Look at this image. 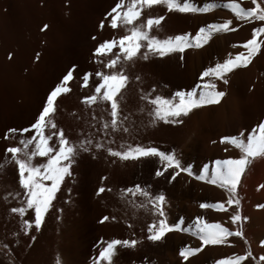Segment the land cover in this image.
Here are the masks:
<instances>
[{"label":"rangeland","instance_id":"obj_1","mask_svg":"<svg viewBox=\"0 0 264 264\" xmlns=\"http://www.w3.org/2000/svg\"><path fill=\"white\" fill-rule=\"evenodd\" d=\"M91 1L93 2V0H88L87 3H89V4H87V3L84 4L85 5L84 11L81 13V17H82V20L84 19L83 21L85 23L88 22L87 24H89V25H87V26H90V28L93 29L91 21L94 20L95 14L93 12V9L87 10V9H90V7L92 6ZM113 1L114 0H112V2H111V0H109V2L112 3V5H111L112 7L104 8L105 11H103V12L101 11V13L97 15V16H100L99 20L103 21V27L101 28L102 33H103L105 27H107V29H106L107 31H105L104 34L101 33L103 38L97 43V46L100 44V42L102 43L103 41H105L106 38H107V40H113V39L118 40L119 37L122 36V34H124V35L127 34L125 31V27H123L124 29H122V27L118 26L117 27L118 30H116L117 28L114 30L110 26V23H109L110 18H111L110 15L112 14L111 9L118 2V1H115L113 3ZM240 1L237 0V2H239L242 7H251L250 0H246V2H245V0H240ZM194 2H196L198 5H202L205 2H209V0H194ZM216 2L217 3H223V2H226V0H216ZM86 5H88V6H86ZM159 6H162V5L153 6L154 9L150 8V9L142 10L141 16L138 18L137 21H134L133 23L139 24L140 22L145 20L148 16H151V17L164 16L165 15L164 11H162L161 8H159ZM157 7L159 9L156 10L155 8H157ZM107 9H108V12H107ZM85 12L92 13V16L90 17L91 14L87 15V13H85ZM162 12H163V14H162ZM147 13H148V15H147ZM169 13H171V16H176L178 14L184 15V14L178 13V12H174V13L169 12ZM186 14H185V16L189 17L192 15L191 17L193 19L195 18L194 21L193 20L191 21L192 24L190 22V23L184 24L182 26H176V25H174L175 23H170L172 21L165 18V16H166L165 15L164 16L165 19L162 20L158 26H154L150 30L149 34L152 36H155L157 39H166L168 37H174V35L175 36L176 35H182L184 33H188L190 36H195L196 32L199 30L200 27H203V26L210 24V23H222L224 20H226L227 17H228L227 19L232 21V24H231L232 26L230 25V27H235L237 31L235 30L232 32H225V33H213L210 36V38L208 39L207 43L202 44V46L199 48H186L183 53L173 52L170 54H166L163 57H160L157 54L148 52V49L144 46L146 44V42H141L142 46L137 51L135 57H133L132 60H130V61H122L125 73L128 76V82H127L126 86L123 89H121L120 92L117 94V99H118L119 106H120V119L124 121V126L128 127V129H129V131L127 133H124L123 131H118L116 133H112L110 130L100 129V127L98 126L99 118L102 117L103 122L110 120L111 119V117L109 115L110 108L107 109L106 111L103 110L104 112L101 113L100 107H98L101 105V103L99 105H93V106H89L87 104L82 103V97L88 96V95H93L95 87L97 86V83H99V81H100V77L95 76V72H97V71L103 72V68H101V63L97 64L95 62L94 58H93L94 62L91 60L93 63L91 61L90 62L88 61L86 65L80 64L79 63L80 60L76 59V61L72 62L68 66V69L67 68L64 69L65 72L63 74L58 70V65H60V63H59L60 61L58 60L59 58L56 55H51L48 58V61H50L49 70H48V67H46V69L44 71H42V72L36 71V73H33L32 76L22 75L21 71H19L18 73L13 72L14 74H11L9 76H4L3 71L1 69L3 67L2 66L0 67V76H1V78L3 76V78L1 79L2 83L0 84V86L3 87V89H1V87H0V93H1V96H0V103H1L0 105L1 106H0V108L2 109V110H0V114H1L0 115V127H1L0 128V136H1L0 140H2V136L4 138L6 133L8 132V129H10L8 126L7 127L5 126V122L7 120H10L11 117H14L16 114H19L22 116L27 114L26 118L30 117V118H28L29 121H27V123L24 124L22 126V128H20V129L29 128V126L32 123H34L35 119L37 118L39 112L42 109V106L46 102L45 97H47L48 93L52 90V88H54L60 82L63 75L73 65L79 66V67L78 66L75 67L76 70L73 71V79L71 81H69V85H68L70 87V89L73 88L70 91L73 93L69 92L67 94H62L61 96L57 97L56 101L54 102L55 108H56V111L54 113V121H55V124L57 126L56 130H58V128H59V130L63 128L62 130L64 132V135L66 137H68L69 140H71L72 142L74 139L77 138V136L81 137V139H84L87 136L88 138H91V139L93 138L94 143L95 142H100L102 144L105 143L104 144L105 147L103 149H96L95 147H92L90 152H84V153L90 155L91 158L95 157L94 159H97V160H98V155L103 154L105 159H107L106 161L109 162V163H107L109 165H106L107 168L105 167L103 170V169H101V167H98L99 163H97V161L93 159L94 162H92L90 164H91V166H94L95 171L93 170L91 175H90L91 170H89L88 174L91 177L87 176L86 180L88 183H90L89 186L90 185H91V187L93 186L92 187L93 192L96 190V193L94 192L93 196H95L94 198H96L97 201H99V203H100V207H101L100 209H101V211H103L101 213L102 214L104 213L103 214L104 217L107 216V215H105V213L109 214L110 216L108 215L107 217L110 219L112 218V221H115L113 224L110 221L112 227H115V226L117 227V229H116V227L114 228L117 230L116 234L114 235V233H115L114 231H116V230H113L112 228H111L112 230L110 229L111 225L108 224L109 223L108 220H110V219H108L107 221L104 220L102 223H104V224L106 223L104 225L105 227L109 225L108 229H110V230H107L106 229L107 227L104 228L105 230H103V227L101 226L102 220H100L103 217L102 214L100 213V215H95L94 222L96 223L95 224L96 228H99L102 230L97 229V231H96L97 234H96L94 240H93V238H89V237H87V235H85L84 239L82 241L83 245L81 244L82 247L80 246V248H79L81 251V254H83V255L80 254V256L82 258H86L85 259V263L87 262L86 264H89V263L90 264H92V263L93 264H108L107 261H103L101 259V257L99 256V253L103 249V247H105L106 244L108 243L107 240L111 241L113 239L136 240L137 244L135 247L117 246L116 254L112 258V264H215V262L221 258L231 256L233 254L240 255V254H243L245 251H251L252 257H249L244 262V264H264V261L260 260V257L264 256V243H262V242H264V237H263V239L262 238L258 239V235H257L258 233L256 230V226L254 224H252L251 222H249L250 221L249 219L251 218V217H249V215L251 212H253L252 210H254V211L264 210V209H262V207H264V198H263L264 197V164H263L264 163L263 162L264 157H258V158L253 160V162H252L253 165L250 164L248 166V168L245 170L246 173L244 172L243 173L244 175L242 174L240 182L237 185V196L240 200V204H239L240 215L242 217H247V215H248V218H247L248 221L244 220L242 222H237V224H233L231 222L230 216L232 214H234L236 205H234V204L233 205H227L226 204L228 197H227L225 190L220 188V187H217L214 184H209V183H206L204 180H197L195 178L196 176L201 174V172L203 171L205 166H207V168H208V177L210 178L211 174H212V169L215 167V161L216 160L238 158L240 156L239 150L235 149L234 147H232V148H234V149H232L230 147V145L228 146L227 144H225V145L221 144L223 146L222 147L223 152H221L222 155L221 154L219 155L217 153L218 152L217 151L218 150V144L217 143H219L221 137H224V136H234V135H240L241 133H243L244 137H246V135H248V133H250L253 128H256L260 122L264 121V117L260 116L259 114H255V116H253L254 119H252V115H254V114L245 115L241 111L239 114V118H238V121L240 122V124H239V122H238L239 125L237 124V122L227 123L225 125L224 129H222V131H218L219 129L216 126L214 120L209 119V121H208L209 125L207 124L208 125L207 128L209 131V135L212 138L209 137V139H210L209 141L211 143L208 142L210 144L205 145L206 146V149H205V146H203L202 143L198 141L199 139L196 140L198 137L197 135L200 133L199 131H201L203 129V128L202 129L197 128L199 126L201 127L200 124H198L199 126H193L192 125L193 126L192 130L191 129H188L189 131L187 130L190 133H188L187 131H186L187 132L186 133L185 130H183V128H180L181 123H179V124L164 123L163 121H159V120L156 121V123H152L151 122L152 117L150 116L149 113L152 110L153 106L150 105L146 99H141L142 96H147L149 98L155 97V93H156V95L162 96L164 98L172 99L175 92H177V91H185L186 92V91L191 90L193 87H195L198 84H200L202 86L205 82H211V83H214L215 85H219V84L223 85L222 80H221V82H219V81H217L219 79H216L214 77H204L203 79H201L200 74L206 68L214 66L216 63H218L219 60L221 61V60H224V58L225 59L227 58L224 56L225 55L224 50L225 49L228 50L231 48V46L233 44V40L235 41L234 43H236V39L239 41L242 38V41H239V44H238V41H237V45L233 44V45H236V47H233V48H235V52H233V55L232 54L231 55L234 57L235 55L238 54V52L241 53V51L244 48L241 47L240 44H243L246 39L247 40L250 39L251 37L248 35L252 34V32H251L252 29L257 27V25L259 27L264 22L253 21L251 23H247L244 21H238L235 19V17H233L234 15L231 13L230 10L223 8V7H217V8H215L212 11H209L207 13H196V14L188 13L187 15ZM223 14H226V16H227L225 19L221 18V16ZM103 16H105V17H103ZM218 16H219V18H218ZM84 17H88L89 19L84 18ZM86 19H88L89 21ZM166 20L169 22H167ZM106 21L108 23H105ZM170 24H171V26L173 25V28L170 26ZM193 24H195V25H193ZM237 25H239V27H236ZM174 27H177L179 31ZM191 28H193V29H191ZM238 28H239V31H238ZM41 29H42V27H41ZM82 29H83L82 23H79L77 30L74 31V33H73L72 38H69L65 41L67 43H70V41H71L70 44L66 43L68 46L71 45L73 47V44L76 43V40L80 39V37H82V34H83ZM92 29H89V30H92ZM109 30H110V34H112V35H110V34L109 35L112 38L109 35H106V33H108ZM119 30H122L121 34L119 33L120 32ZM75 32L78 34H76ZM89 33H91V31ZM233 33H234V35H233ZM77 36H78V38H77ZM225 38L227 41L225 40ZM263 38H264V34H261V36L258 37V40H264ZM71 39H74L75 42ZM65 42H63L64 45H65ZM229 42H232V43H230V45H228ZM31 46H33V48H34V52H32L34 55L33 59L35 62H37V59L40 58L41 52H40V50H38V47H36L34 44H31ZM38 46L41 47L42 45L41 46L38 45ZM233 48H231V49H233ZM240 48H241V51L239 50ZM263 49H264V45L261 46V49H260L261 53L259 51L257 53V55H255L252 58L253 61L251 60V63H249L247 67L236 68L232 72L227 73L226 79L229 81V82H227V83H229V85L228 84L226 85L225 83H224V85H226V87L229 86L228 88H231V89H232V87H230V86H233V89H236L235 90L236 92L238 90L237 93H239V92L243 93L245 90L247 91L248 85H251V84L254 85L253 84L254 78L252 77V73L254 74L255 79L264 85V75H263L264 71L262 70V68L260 66V59H261V54H262ZM244 50L242 52H244ZM145 52H148V58L147 59L143 58ZM219 52H223V53H219ZM245 52H246V50H245ZM35 54L37 56H35ZM114 54L119 55L121 57L123 56V54L119 52V47L118 46L114 47L111 52L107 53V55L102 56V57H105V58H103L104 59L103 65H104V63L107 62L108 59L114 58ZM187 54L189 57L186 56ZM220 54H222V56H221L222 59L220 58ZM174 55H176V56H174ZM180 56L185 57V58L182 59V57H180ZM257 56H258V58H257ZM49 59H51V60H49ZM254 61H255V64H252V62L254 63ZM175 62H178V64ZM221 63H222V61H221ZM81 65H82V67H81ZM244 68H246V69H244ZM253 69L256 70V74H255V71ZM257 69H260L261 71L257 70ZM104 71L107 73L109 70L106 69ZM259 71H260V73H259ZM43 72H45V73H43ZM85 72L90 73V78H89L87 86H82L83 85L82 76ZM46 73H47V76H46ZM231 73H233V74H231ZM41 74H42V76H41ZM50 74H52V75H50ZM258 75L260 77H258ZM230 76H231V78H230ZM4 77H5V79H4ZM228 78H230V79H228ZM259 78H261V79H259ZM32 81L34 82L33 85L31 84ZM232 81H234V83ZM131 85H132V87H131ZM146 85H148V86H146ZM178 85H179V88H178ZM133 86L135 89H139V90H136V92H134L135 89H133ZM44 87H45V89H44ZM74 87H76V88H74ZM81 87H82V89H81ZM145 87H146V89L148 87L151 88V89H149L150 93L148 91L144 90ZM155 87L156 88L158 87V89H157L158 92L155 91L156 90ZM40 88L46 92H44V93L41 92L42 90L40 91ZM84 88H86V89H84ZM89 88H90V91H89ZM216 89H217V87H216ZM12 90L14 91V93L12 92ZM47 90H49V91H47ZM130 90H133V92ZM199 90L200 89H197V91H199ZM217 90H219V89H217ZM138 91H140V93ZM145 91L149 93V94L147 93L149 96L145 95L146 94ZM153 92H155V93L153 94ZM4 93H5V96L3 95ZM12 93H13V95H12ZM68 94H69V96H68ZM2 95H3V97H2ZM150 95H151V97H150ZM41 96H43V97H41ZM1 97H2V99H1ZM132 99H134V100H132ZM221 100H223V97L221 98ZM32 101H34V102H32ZM3 102L5 103L6 106L5 105L2 106L4 104ZM135 102L137 103V105ZM34 104L37 106H34ZM92 108H93V110H92ZM95 108L97 111H95ZM98 108H99V110H98ZM212 108H213V106H205L201 109H206V110L209 109L208 110L209 112L207 111V113H209V116H212V114H211ZM201 109L194 110V112H197ZM25 110L26 111L28 110V111L26 112ZM90 110H92L93 112ZM90 112H91V114H90ZM81 114H83L84 116ZM79 116H81V117H79ZM64 117H65V120H63ZM122 117L123 118L127 117V119L125 120ZM186 118L187 117L183 118L184 119L183 123H182L183 125L186 124V120H185ZM250 118H251V120H250ZM32 120H33V122H32ZM244 120H245V122L247 121V123H245ZM253 121H254V123H253ZM59 122H60V126H59ZM28 123H29V125H28ZM61 123H63V126L64 125L65 126L63 127ZM250 123L253 125L250 126ZM242 124H243V126H244V124L245 125L249 124L250 127L247 126L248 128H246V126L245 127L240 126ZM66 125H67V127H66ZM169 125H174V126H169ZM82 126H83V128H82ZM4 127H5V129H4ZM172 127H173V129H172ZM11 128L14 129V127H12V126H11ZM246 129H248V131H247L248 133L245 131ZM52 130L53 129H46L45 130L46 135H51L52 134L51 132H54L55 129L53 131ZM169 130H170V132H169ZM74 131L75 132L77 131L76 134ZM78 132H80V133H78ZM92 132L95 134L93 135ZM96 132L97 133L99 132V133L96 134ZM31 133H32L31 134L32 136L36 135V133L34 131H32ZM90 133L92 134V136ZM118 133L121 136H119ZM8 134L10 135L9 137H11V134H13L11 137V138H13L16 133H7V137H8ZM21 135L22 136L25 135V139L29 138V136H28L29 133L28 134L27 133H24V134L21 133ZM96 135H97V137L99 135V137L97 138ZM130 135H131V137L129 138ZM74 136L76 138H74ZM122 137H125V138H122ZM214 138L217 140H215ZM78 139L81 140L80 138H78ZM53 140H56V139L52 138V140H50L49 143L51 144V143L55 142L54 144H52L53 146H55L56 141H53ZM109 140L114 141V143L109 144L108 143ZM119 140H120V142H118ZM158 140H160L161 142H158ZM138 141H139V143H137ZM145 142H146V144H145ZM148 142H149V144H148ZM156 142H158L159 144H162V145H168L169 149L165 150V149H163V147L160 148V146ZM135 143H137L138 145L141 144L143 147H149V146L157 147L161 151L172 152L176 156V158L180 161L182 168H184V167L190 168L192 175L189 176L186 172L179 171L175 175V178L171 179L172 180L171 181L170 177L175 170L173 168H168L167 170H164L161 162L156 157L140 158V159H136V160H131V159L120 160L117 157L110 156L106 151L107 147H113L114 149H116V147H117L116 150H122L121 145H123L124 148H127L129 146L135 147L136 146V145H134ZM144 144L147 146H145ZM107 145H109V146H107ZM29 146H30L29 148L32 149V148H34L35 145L33 144V145H29ZM20 147H22V145H20ZM209 147L213 150V151L211 150V154H210ZM225 148H227V151H225ZM4 151H5L4 154H6L7 153L6 150L0 149V157H1L0 158V168L2 169V170H0V219H2V218H4L3 220L13 219V221H15L16 223L18 222L17 224H18V227L20 228L19 229L20 230V236H21L20 238L23 240V237H24V240L23 241L21 240V243L25 242L24 244H27L29 246V244L32 243L31 238L33 236L32 231L34 232V229L32 227L30 228L31 234L29 233V229L27 230V232L23 231L24 221L28 219L27 217H25V215L27 213L26 211H25L23 216H21L19 213L17 214V213H14L11 211L12 208H21V207L25 208V204H24L25 201L23 203H21V201H19L20 200L19 198L23 199V197H22L23 195L21 196L22 193L20 192L19 187H18L19 186L18 185L19 184L18 177L15 175V173L13 174V172H15V170H14L13 166L10 164V162L2 160L3 157H6L3 154ZM94 152L96 154H93ZM97 152H99V153H97ZM34 158H36V159H34ZM34 158H33L34 164L35 163L36 164L46 163L45 161L47 159L46 157L45 158L38 157V159H37V157H34ZM39 159L41 160V163H40ZM42 159L44 162L42 161ZM110 160H111V162H110ZM147 162L156 163V165H157L156 170L157 169L162 170L163 176H165V178L167 179V182H165V186H163L162 189L157 188L156 185H152V183H151L152 180H156V178H157L156 175H153V176L150 175V177L148 178L149 184L145 185L142 182L144 179L142 180V179L138 178L137 176H139V175L135 174V173L138 174V171L141 170L143 165H145ZM2 164L5 166H3ZM113 165L116 166V168L115 167L113 168ZM259 165H261V166H259ZM109 167H111V169ZM117 167H118V170H117ZM90 169H93V168H90ZM99 169H100V171H99ZM113 169H115V170H113ZM5 170H8V171H6V175L4 173ZM116 170L119 171V174H117ZM2 171H3V173H2ZM121 171H123V172H121ZM9 172L12 174H10ZM17 172H18V169H17ZM109 172H111V173H109ZM94 173H96V175H94ZM99 173L100 174L102 173V174L100 175ZM140 173H142V172H140ZM97 174H99L98 177H97ZM113 174H115V176ZM4 176L5 177L8 176L7 178L9 180L11 178V183H9L10 181H8V179L5 178ZM12 178L14 181H12ZM91 178H93V180ZM134 179H136V180H134ZM5 180H6V182H5ZM132 180H134V181H132ZM3 181H4V183H3ZM173 182H174V184H171ZM7 183H8V185H7ZM131 183H132V185H131ZM133 183H136V185L138 183L139 184L143 183L144 185L143 186L141 185L142 188H145L146 190H148L152 195H156L159 193L164 194V196L166 198V203L164 205L165 216L163 218L166 220L167 224L173 225V224L179 223L181 229L188 228L191 230L196 223L197 217H203V219L206 222H208V223H220L222 226L227 227L230 231L241 230L242 234H243V239L241 237L232 236V237L227 238L228 242L225 244L213 245V246L205 245L204 248L199 253H197L193 256H190L188 260H184L179 255L180 250L182 248H184L185 246H187V247H199L200 246L199 239L197 237L191 235L190 231L185 232L182 230H180V231L172 230V231L167 232L164 235V237L161 239V241H158V243H157L158 245L156 244V242L153 243V245L146 244V246H144V247L142 245H139L138 239H139V237H142L140 235H143L142 233L144 231H146V239H147V236H148L147 227H148V225L153 224L154 222H158V220L161 219V217H159L158 214H156L151 209V205H148L146 200L143 197L138 196V195L132 196L131 194H127V195L124 194L125 189L133 188L135 186V184H133ZM95 184H96V186H94ZM167 185H168V187H167ZM101 187H103L105 189V191L100 192L98 194L97 193L98 189ZM15 192H16V194H15ZM13 193L15 195H12ZM111 196H112V198H114V200H112ZM14 201H19L20 203H18L17 206H15L16 204L14 205ZM216 202H224L225 206L227 208V211L225 212V211H217V210H213V209H202L199 207V205L201 203H216ZM255 202H257V203L255 204ZM142 203L145 205L143 208L140 207V205ZM21 204L24 206H22ZM102 207H105V208H102ZM25 210H26V208H25ZM95 219H97V221H95ZM138 219H140V220H138ZM121 221L124 224H122ZM98 223H100L101 225ZM118 223H120L121 226ZM249 224L251 226H249ZM100 226H101V228H100ZM124 226H126V227H124ZM14 227H16V225ZM123 227L126 229H124ZM249 230H250V232H249ZM100 231H104L106 233H103ZM109 231H110V234H109ZM111 231H112V233H111ZM119 231H120V233H119ZM121 232H123V233H121ZM125 233H127L126 234L127 236L125 235ZM138 233H139V235H138ZM248 234H250L251 237L247 236ZM119 235H121V236H119ZM28 236H29V238H28ZM106 236H109V237H107L108 239L105 238ZM254 236H255V239H253ZM25 238H27V239L25 240ZM124 238H126V239H124ZM251 238H252V240H251ZM90 240H92V241H90ZM27 241H29V242H27ZM103 241H104V243H103ZM245 241H247V243H245ZM249 241H251V242H249ZM105 242H107V243H105ZM141 246H142V248H141ZM157 246H160V247L157 248ZM161 246H163V247H161ZM147 247H149V248H147ZM89 248H90V250H88ZM134 248H135V250L136 249L139 250V251L136 250L139 253V254H137L138 256L137 255L134 256V254H136V253L133 254L132 250ZM130 249H132V250H130ZM91 250H92V252H91ZM128 255L129 256L133 255V259L128 258L129 257ZM36 256L39 259H40V257H42V259H44V257L41 254L35 255L34 258ZM84 256H87V257H84ZM37 257H36L37 260L36 259L35 260L38 263L39 259ZM62 257L60 255H58L56 258L51 260V264H52V261H54L56 264H59V263L65 264L64 259L69 260V262L72 261L71 258H69V256H65V257L62 256ZM58 258H59V260H58ZM49 259H50V257H48V259L45 258L44 260L49 261ZM44 260L40 259L39 261L41 262ZM46 261L41 262L40 264H44ZM28 264H30V263H28ZM31 264H34V263H31Z\"/></svg>","mask_w":264,"mask_h":264},{"label":"snow or ice","instance_id":"obj_2","mask_svg":"<svg viewBox=\"0 0 264 264\" xmlns=\"http://www.w3.org/2000/svg\"><path fill=\"white\" fill-rule=\"evenodd\" d=\"M251 7H242L237 0H226L223 3H217L216 0H209L202 5H198L194 0H118L115 6L111 9L110 26L116 29L118 26L125 27L127 34L119 37L118 40H105L95 48V53L98 55H107L114 47H119V52L123 56L115 55L104 63V68L108 69L107 73L97 71L95 76L100 77L99 83L95 87L94 94L82 97V103L89 106L98 105L102 102H107L110 106V120L102 124L103 130H110L112 133L123 131L127 133L128 127L124 126V121L120 119V106L117 99V94L123 89L127 82L128 76L125 73L122 61H130L135 57L137 51L141 48L142 43L148 52L165 56L173 52L183 53L186 48H199L202 44L207 43L213 33H225L235 31V27H230L232 21L224 20L222 23H210L200 27L195 36H190L188 33L168 37L166 39H157L150 35V30L154 26H158L164 16L151 17L148 16L139 24H134L141 16L142 10L150 9L156 5L164 6L169 12L186 13H207L217 7H223L231 11L235 19L251 23L253 21L264 22V0H250ZM100 27H103L101 21ZM48 25L42 27V31ZM236 27H239L237 25ZM264 34V23L259 27L252 29L251 38L243 43L242 47L246 52H241L234 57L229 54L228 58L222 63H216L214 66L206 68L201 74V79L204 77H214L220 79L227 84L226 74L236 68L247 67L252 58L260 51L264 45V40H258V37ZM236 45H233L235 47ZM148 52L144 53L143 58H148ZM38 58V57H37ZM100 62V61H98ZM75 65L72 66L62 77L60 82L52 88L46 98V102L42 106L34 123L29 128L24 129H8V133H29L28 139L19 141L20 146L7 147L5 150L11 155V161L18 169V182L26 196L27 209H34L35 219L33 222L24 221V231L27 232L32 227L33 223L36 230H39L44 219L45 213L52 206L57 191L60 189L61 183L65 177H71V165L79 152H90L92 147L103 149L104 144L95 142L88 138L73 143L64 135L62 129L52 132L51 135H46V129H56L54 121V113L56 111L55 101L62 94H67L71 91L69 81L73 79V71ZM90 78V73L85 72L82 76L83 85L87 86ZM138 79V78H137ZM197 89H200L197 91ZM225 92L216 89V85L211 82H205L202 86L196 85L189 91H177L172 99L164 98L156 95L149 98L142 96L141 99H146L153 106L150 111L152 123L163 121L164 123L179 124L183 122L184 117H188L194 110L201 109L205 106H214L219 104ZM94 118V117H93ZM125 120L127 117L124 118ZM35 131L36 135L32 136L31 132ZM53 136L56 138V144L53 146L49 143ZM7 138V133L5 135ZM109 144L114 141L109 140ZM220 143L227 144L235 149H238L240 156L238 158H229L224 160H216L215 167L212 169L211 177H208V168L204 167L200 175L196 176L197 180H204L206 183L214 184L225 190L227 194V205H236L234 214L230 216L231 222L237 224L247 220V217H242L239 211L240 200L237 196V185L240 182L242 174L258 157H264V121L260 122L256 128L244 137L243 133L234 136L221 137ZM35 145L30 149L29 145ZM122 150H116L113 147H107L106 151L110 156L117 157L120 160H136L140 158L156 157L161 162L163 169L173 168L170 180L175 178L179 171L186 172L189 176L192 175L190 168L181 167L180 161L172 152L161 151L157 147H143L136 145L129 146ZM227 151V148H225ZM34 157H46V163L34 164ZM156 176L162 175V170L157 169ZM46 181L50 183H45ZM103 187L98 189V193L104 192ZM124 194L143 197L151 209L158 214L161 219L158 222L149 224L147 227L149 241L158 242L164 235L172 230H182L191 232V235L197 237L200 241L199 247L185 246L179 252V255L188 260L190 256L199 253L205 245H222L227 243V238L236 236L243 239L241 230L230 231L227 227L220 223H208L203 217H197L194 227L181 229L180 224L176 223L169 225L163 218L165 216L164 205L166 198L163 193L152 195L148 190L140 185H135L133 188L124 190ZM142 203L140 207H144ZM202 209H213L217 211H227L224 202L216 203H201ZM12 212L19 213L21 216L25 213V208H12ZM108 217H103L102 221L108 220ZM247 243V241H245ZM264 243V242H262ZM136 240H118L113 239L106 244L100 251L99 256L103 261L112 264V258L116 254L117 246L135 247ZM252 257L251 251H245L243 254H233L221 258L215 264H244V262ZM264 261V256L260 257Z\"/></svg>","mask_w":264,"mask_h":264},{"label":"bare ground","instance_id":"obj_3","mask_svg":"<svg viewBox=\"0 0 264 264\" xmlns=\"http://www.w3.org/2000/svg\"><path fill=\"white\" fill-rule=\"evenodd\" d=\"M88 0H0V67L2 66L3 68V75L4 76H9L11 74L18 73L19 71L22 72V75H26V76H32L33 73H36V71L38 72H42L46 69V67H50V61H48L49 56L51 55H56L59 59V63L60 65H58V70L63 74L65 72L64 69H68V66L76 61V59H79V63L80 64H87V62L89 61H93V58L95 60V62L97 64L101 63V68H103V72L106 73L104 70H106L103 66V62L105 57H102L101 55H98L95 53V48L97 47V43L103 38L102 34L105 33V31H107V27H105L103 33L102 30L99 25L101 23V21L99 20L100 16H97L98 14L101 13V11H105L104 8L107 7H112V3L109 2V0H93L92 2V8L90 7V9H86L87 10H92L95 14V18L93 21H91V24L93 26V29L90 28V26H87L89 24L85 23L82 20L81 17V13L84 11V4L87 3ZM115 1L118 0H114L113 3ZM240 1V0H239ZM90 2V1H89ZM97 2V3H96ZM112 2V0H111ZM241 2V1H240ZM246 2V0H245ZM89 4V3H87ZM243 4V3H242ZM247 5V4H246ZM88 6V5H86ZM115 6V5H114ZM158 6V5H157ZM252 6V5H251ZM89 8V7H88ZM159 8H161L162 11H164V15L165 18L171 20L172 22L170 23H175L174 25L176 26H182L184 24L190 23L192 20L194 21L195 18L193 19L191 16H185L184 15H176V16H171V13H169L167 11V9L164 6H159ZM158 7L155 8L156 10L159 9ZM152 9H154L152 7ZM86 10V11H87ZM160 10V11H161ZM153 11V10H152ZM88 12V11H87ZM85 12V13H87ZM90 12V11H89ZM108 12V9H107ZM149 13V12H148ZM147 13V15H148ZM152 13V12H151ZM155 13V12H154ZM159 13V12H158ZM161 13V12H160ZM174 13V12H172ZM224 13V12H223ZM91 14L90 17L92 16V13H87ZM93 14V15H94ZM153 14V13H152ZM163 14V12H162ZM188 14V13H187ZM186 14V15H187ZM230 14V13H229ZM112 15V14H111ZM110 15V17H111ZM150 15V14H149ZM84 16V15H83ZM107 16V15H106ZM229 16V15H228ZM105 17V16H103ZM143 17V16H142ZM191 17V18H190ZM226 14H223L221 16V18H226ZM234 17V16H233ZM84 18H88V17H84ZM164 18V19H165ZM219 18V16H218ZM228 18V17H227ZM226 18V19H227ZM230 18V17H229ZM89 19V18H88ZM86 19V20H88ZM93 19V18H92ZM89 21V20H88ZM167 21V20H166ZM222 21V20H221ZM169 22V21H167ZM82 23V27H83V34L82 37H80V39L76 40V43H72L73 47L70 45L68 46L67 43L65 42L67 39L72 38L74 31L77 30L78 24ZM105 23H108L107 21ZM110 23V22H109ZM48 25V27L46 29H44L43 31L41 30V27H43L44 25ZM192 24V22H191ZM246 24V23H245ZM257 24V23H256ZM255 24V25H256ZM189 25V24H188ZM195 25V24H193ZM192 25V26H193ZM235 25V24H234ZM242 25V24H241ZM254 25V26H255ZM81 26V25H80ZM171 26V24H170ZM232 26V25H231ZM173 28V25L171 26ZM170 27V28H171ZM245 27V26H244ZM252 27V26H251ZM258 27V25H257ZM80 28V27H79ZM178 30L177 27H174ZM194 28V27H193ZM191 28V29H193ZM92 29V30H89ZM122 29H124L122 27ZM180 29V28H179ZM248 29V28H247ZM81 30V29H80ZM115 30V29H114ZM118 30V28L116 29ZM167 30V29H166ZM185 30V29H184ZM91 31V33H89ZM120 34L122 32V30H119ZM179 31V30H178ZM181 31V30H180ZM188 31V30H187ZM237 31V30H236ZM239 31V28H238ZM242 31V30H241ZM81 32V31H80ZM125 32V31H124ZM252 32V31H251ZM76 33V32H75ZM102 33V34H101ZM178 33V32H177ZM183 33V32H182ZM246 33V32H245ZM78 34V33H76ZM110 34V30L108 33H106V35ZM153 34V33H152ZM249 34V33H248ZM112 35V34H110ZM109 35V36H110ZM124 35V34H122ZM234 35V33H233ZM247 35V34H246ZM175 36V35H174ZM251 37V35H248ZM111 37V36H110ZM234 37V36H233ZM232 37V38H233ZM78 38V36H77ZM109 38V37H108ZM112 38V37H111ZM249 38V37H248ZM64 39V40H63ZM240 39V38H239ZM245 39V38H244ZM264 39V38H263ZM74 41V39H71ZM107 40V38L105 39ZM226 40V38H225ZM247 40V39H246ZM246 40L244 42H246ZM69 41V40H68ZM227 41V40H226ZM237 39H236V43H234L235 41L233 40V44L237 45ZM242 41V38L241 40ZM238 41V44H239ZM65 42V45L64 43ZM75 42V41H74ZM67 43V44H66ZM101 43V42H100ZM229 42L228 45H230ZM31 44H34L36 47H38V50H40V58L37 59V62L34 61L33 57V53L34 52V48L33 46H31ZM233 44L231 46V48H233ZM38 45H42L41 47H39ZM241 47L243 44H240ZM34 46V47H35ZM72 47V48H71ZM236 47V46H235ZM240 47V46H239ZM230 48V47H229ZM225 49L224 50V56L228 58L229 54L233 55V52H235V48L233 49ZM243 49V48H242ZM37 50V51H38ZM227 50V51H226ZM241 51V48L239 49ZM244 50V49H243ZM242 50V51H243ZM237 51V50H236ZM241 51V52H242ZM36 52V51H35ZM245 52V50H244ZM219 53H223V52H219ZM218 53V54H219ZM239 53V52H238ZM261 53V50H260ZM259 53V54H260ZM39 55V54H38ZM257 55V54H256ZM35 56H37L35 54ZM176 56V55H174ZM187 57L188 54L186 55ZM222 54H220V58H221ZM53 57V56H52ZM107 57V56H106ZM182 57V56H180ZM199 57V56H198ZM185 57H182V59ZM219 58V59H220ZM256 58V57H255ZM258 58V56H257ZM181 59V58H180ZM218 59V60H219ZM222 59V58H221ZM225 59V58H224ZM51 60V59H49ZM200 60V59H199ZM198 60V61H199ZM217 60V61H218ZM91 61V62H92ZM100 61V62H98ZM220 61V60H219ZM218 61V63H221V61L223 62V60H221L220 62ZM253 61V60H252ZM62 62V63H61ZM94 62V61H93ZM92 62V63H93ZM152 62V61H151ZM179 62V61H178ZM178 62H175L178 64ZM197 62V61H196ZM216 62V61H215ZM189 63V62H188ZM251 63V62H250ZM78 64V63H77ZM79 64V65H80ZM180 64V63H179ZM191 64V63H190ZM193 64V63H192ZM252 64H255L252 62ZM81 65V67H82ZM198 65V64H197ZM196 65V66H197ZM200 65V64H199ZM52 66V65H51ZM78 66V65H76ZM253 66V65H252ZM260 66L262 68V70L264 71V49L262 51L261 54V59H260ZM79 67V66H78ZM77 67V68H78ZM72 68V67H71ZM85 68V67H84ZM90 68V67H89ZM181 68V67H180ZM188 68V67H187ZM257 68V67H256ZM246 69V68H244ZM76 70V69H75ZM79 70V69H78ZM147 70V69H146ZM254 70V69H253ZM260 70V69H257ZM47 71V70H46ZM255 74H256V70ZM261 71V70H260ZM259 71V73H260ZM52 72V71H51ZM149 72V71H148ZM232 72V71H231ZM45 73V72H43ZM60 73V74H61ZM179 73V72H178ZM252 73V72H251ZM53 74V73H52ZM50 74V75H52ZM180 74V73H179ZM233 74V73H231ZM2 75V74H1ZM40 75V74H39ZM44 75V74H43ZM181 75V74H180ZM179 75V76H180ZM264 75V73H263ZM38 76V75H37ZM42 76V74H41ZM47 76V73H46ZM232 76V75H231ZM230 76V78H231ZM13 77V76H12ZM252 77L254 78V82L252 85H248L247 91L245 90L243 93H237L235 91L236 89H233V86L231 88L226 87V85L229 83H227L226 85L219 84L216 85L217 89H219L220 91L225 92V96L223 97V100H221L219 102V104L214 105L211 111L212 116H209V113H207L206 109H201L197 112H192L190 113V115L185 119L186 120V124H180V128H183V130H185V132L188 129L193 128V126H199L198 124L201 125V127H197V128H203L201 131H199L200 133L197 135V139L199 142L202 143L203 146L210 144L211 142L209 141V131H208V121L209 119H213L216 126L218 127V131H222V129H224L225 125L227 123H235L237 122L238 124V118H239V114L242 111L245 115H249V114H254L252 115V119H254L253 116H255V114H259L260 116L264 117V85L261 84L260 82H258L255 79L254 74L252 73ZM258 77H260L258 75ZM3 78V76H2ZM1 76H0V84L1 82ZM228 78V79H230ZM5 79V77H4ZM8 79V78H7ZM42 79V78H41ZM50 79V78H49ZM261 79V78H259ZM15 80V79H14ZM46 80V79H45ZM44 80V81H45ZM251 80V79H250ZM249 80V81H250ZM219 82H221V80H217ZM228 81V80H227ZM235 81V80H234ZM234 81H232L234 83ZM229 82V81H228ZM13 84V83H12ZM32 85L34 84V82L32 81L31 83ZM232 84V83H231ZM30 85V84H29ZM16 86V85H15ZM72 86V85H71ZM130 86V85H129ZM143 86V85H142ZM148 86V85H146ZM157 86V85H156ZM181 86V85H180ZM1 87V86H0ZM19 87V86H18ZM29 87V86H28ZM32 87V86H31ZM41 87V86H40ZM128 87V86H127ZM132 87V85H131ZM235 87V86H234ZM30 88V87H29ZM34 88V87H33ZM38 88V87H37ZM76 88V87H74ZM137 88V87H136ZM144 88V87H143ZM156 88V87H155ZM154 88V89H155ZM179 88V85H178ZM245 88V87H244ZM1 89H3V87H1ZM18 89V88H17ZM45 89V87H44ZM48 89V88H47ZM73 89V88H71ZM82 89V87H81ZM86 89V88H84ZM88 89V88H87ZM133 89L134 86H133ZM149 89H151L150 87H148L144 90L149 91ZM153 89V88H152ZM158 87L156 88V92ZM7 90V89H6ZM30 90V89H29ZM38 90V89H37ZM42 89L40 88V91ZM136 90L139 89H135L134 92H136ZM49 91V90H47ZM75 91V90H74ZM90 91V88H89ZM133 92V90H130ZM145 91V95H148L149 93ZM152 91V90H151ZM160 91V90H159ZM164 91V90H163ZM12 92L14 93V91L12 90ZM21 92V91H20ZM37 92V91H36ZM41 92H46V91H41ZM40 92V93H41ZM140 93V91H138ZM169 92V91H168ZM12 93V95H13ZM17 93V92H16ZM38 93V92H37ZM42 93V94H43ZM73 93V92H70ZM148 93V94H147ZM155 92H153L154 94ZM162 93V92H161ZM49 94V93H48ZM152 94V93H151ZM159 94V93H158ZM5 96V93L3 94ZM2 95V97H3ZM15 95V94H14ZM34 95V94H33ZM77 95V94H76ZM134 95V94H133ZM1 96V93H0ZM37 96V95H36ZM69 96V94H68ZM72 96V95H71ZM126 96V95H125ZM149 96V95H148ZM156 96V93H155ZM1 97V99H2ZM14 97V96H13ZM43 97V96H41ZM73 97V96H72ZM71 97V98H72ZM77 97V96H76ZM134 97V96H133ZM151 97V95H150ZM47 98V97H45ZM44 98V99H45ZM126 98V97H125ZM17 99V98H16ZM13 100V99H12ZM46 100V99H45ZM134 100V99H132ZM137 100V99H136ZM135 100V101H136ZM124 101V100H123ZM128 101V100H127ZM6 102V101H5ZM31 102V101H30ZM34 102V101H32ZM4 103V102H3ZM2 103V104H3ZM9 103V102H8ZM12 103V102H11ZM136 103V102H135ZM1 104V103H0ZM38 104V103H37ZM5 103L2 105L4 106ZM99 105V104H98ZM137 105V103H136ZM139 105V104H138ZM1 106V105H0ZM6 106V105H5ZM34 106H37L34 104ZM93 106V105H92ZM100 112L103 113V110H107L110 108L109 104L107 102H102L100 106ZM3 108V107H2ZM32 108V107H31ZM90 108V107H89ZM139 108V107H138ZM5 109V108H4ZM27 109V108H26ZM125 109V108H124ZM134 109V108H133ZM0 110H2L0 108ZM32 110V109H31ZM93 110V108H92ZM90 110V111H92ZM99 110V108H98ZM211 110V109H210ZM26 111V110H25ZM28 111V110H27ZM26 111V112H27ZM95 111L96 108H95ZM24 112V111H23ZM93 112V111H92ZM126 112V111H125ZM209 112V111H208ZM21 113V112H20ZM38 113V112H37ZM130 113V112H129ZM29 114V113H28ZM33 114V113H32ZM91 114V112H90ZM1 115V114H0ZM34 115V114H33ZM32 115V116H33ZM83 115V114H81ZM106 115V114H105ZM25 116V117H24ZM24 116L16 114L14 117H11L10 120H7L5 122V126L11 128L14 127V129L19 130L20 128H22V126L24 124L27 123L28 118L27 114H25ZM31 116V115H30ZM35 116V115H34ZM84 116V115H83ZM82 116V117H83ZM86 116V115H85ZM124 116V115H123ZM137 116V115H136ZM251 116V115H250ZM81 117V116H79ZM128 117V116H127ZM62 118V117H61ZM78 118V117H77ZM86 118V117H85ZM84 118V119H85ZM123 118V117H122ZM130 118V117H129ZM136 118V117H135ZM33 119V118H32ZM97 119V118H96ZM103 118L100 117L99 118V123L98 126L100 127V129H102V124L104 123ZM124 119V118H123ZM262 119V118H261ZM65 120V117L64 119ZM184 120V119H183ZM251 120V118H250ZM31 121V120H30ZM96 121V120H95ZM98 121V120H97ZM33 122V120H32ZM245 122V120H244ZM213 123V122H212ZM247 123V121L245 122ZM252 123V122H251ZM250 123V126H252L253 124ZM254 123V121H253ZM2 124V123H1ZM4 124V123H3ZM63 126V123H61ZM66 124V123H65ZM74 124V123H73ZM76 124V123H75ZM126 124V123H125ZM208 124V125H207ZM240 124V122H239ZM238 124V125H239ZM29 125V123H28ZM58 125V124H57ZM193 125V126H192ZM237 125V126H238ZM59 126H60V122H59ZM65 126V125H64ZM63 126V127H64ZM81 126V125H80ZM169 126H174V125H169ZM240 126H243L240 125ZM248 128L247 126H249V124L245 125L243 127ZM249 126V127H250ZM30 127V126H29ZM67 127V125H66ZM168 127V126H167ZM239 127V126H238ZM1 128V127H0ZM74 128V127H73ZM83 128V126H82ZM171 128V127H170ZM195 128V127H194ZM5 129V127H4ZM63 129V128H62ZM163 129V128H162ZM161 129V130H162ZM173 129V127H172ZM54 130V129H53ZM52 130V131H53ZM59 130V128H58ZM182 130V131H183ZM196 130V129H195ZM244 130V129H243ZM250 130V129H249ZM4 131V130H3ZM2 131V132H3ZM6 131V130H5ZM56 131V129H55ZM189 131V130H188ZM187 131V132H188ZM246 132L248 131V129L245 130ZM1 132V133H2ZM7 132V131H6ZM35 132V131H34ZM51 132V131H50ZM72 132V131H71ZM75 132V131H74ZM77 132V131H76ZM75 132V134H76ZM170 132V130H169ZM184 132V131H183ZM182 132V133H183ZM184 132V133H185ZM186 132V133H187ZM8 133V132H7ZM52 133V132H51ZM80 133V132H78ZM93 133V132H92ZM99 133V132H98ZM96 132V134H98ZM130 133V132H129ZM190 133V132H188ZM192 133V132H191ZM248 133V132H247ZM4 134V133H3ZM24 134V133H23ZM28 134V133H27ZM32 134V133H31ZM50 134V133H49ZM82 134V133H81ZM91 134V133H90ZM95 133H93L94 135ZM123 134V133H122ZM245 134V133H244ZM249 134V133H248ZM13 134H11L12 137ZM74 135V134H73ZM83 135V134H82ZM101 135V134H100ZM119 135V133H118ZM189 135V134H188ZM217 135V134H216ZM219 135V134H218ZM10 135L8 134L7 138H3L2 136V140H0V149L1 150H5L7 147H12V146H20L19 141L22 139H25V135L22 136L20 132H16V134L14 135L13 138L9 137ZM29 136V135H28ZM86 136V135H85ZM92 136V134H91ZM103 136V135H102ZM121 136V135H119ZM247 136V135H246ZM1 137V136H0ZM90 137V136H89ZM94 137V136H93ZM97 137V135H96ZM95 137V138H96ZM99 137V135H98ZM97 137V138H98ZM131 137V135L129 136V138ZM150 137V136H149ZM218 137V136H217ZM55 138V137H53ZM74 138H76L74 136ZM81 139V137H78L76 139H72L73 143H78L79 139ZM125 138V137H122ZM212 138V137H210ZM56 139V138H55ZM113 139V138H112ZM215 139V138H214ZM220 139V138H219ZM218 139V140H219ZM93 140V138H92ZM97 140V139H96ZM123 140V139H122ZM217 140V139H215ZM56 141V140H53ZM71 141V140H70ZM106 141V140H105ZM127 141V140H126ZM141 141V140H140ZM144 141V140H143ZM194 141V140H193ZM57 142V141H56ZM120 142V140L118 141ZM150 142V141H149ZM148 142V144H149ZM158 142H161L160 140H158ZM156 142V143H158ZM210 142V143H208ZM55 142L51 143L54 144ZM122 143V142H121ZM139 143V141L137 142ZM137 143H135L134 145H138ZM105 144V143H104ZM146 144V142H145ZM144 144V145H145ZM151 144V143H150ZM218 144V154L220 155L222 151V143H217ZM114 145V144H113ZM141 145V144H140ZM158 145L161 147H163V149L168 150L169 147L168 145H162L159 144ZM201 145V144H200ZM225 145V144H223ZM109 146V145H107ZM106 146V147H107ZM142 146V145H141ZM147 146V145H145ZM213 146V145H212ZM229 146V145H228ZM227 146V147H228ZM30 147V146H29ZM32 147V146H31ZM35 147V146H34ZM232 148V146H230ZM208 148V147H207ZM31 149V148H30ZM117 149V147H116ZM206 149V146H205ZM210 149V154H211V148ZM234 149V148H232ZM208 150V149H207ZM215 150V149H214ZM230 150V149H229ZM98 151V150H97ZM101 151V150H100ZM99 151V152H100ZM213 151V150H212ZM97 152V153H99ZM5 153V151L3 152V154ZM101 153V152H100ZM93 154H96L95 152ZM92 154V155H93ZM102 154V153H101ZM234 154V153H233ZM222 155V154H221ZM225 155V154H224ZM228 155V154H227ZM226 155V156H227ZM3 157V161H7L10 162V164L13 166L15 172H13V174L15 173V175L18 177V172L16 169V166L12 163L11 161V155L9 153L4 154ZM225 157V156H224ZM233 157V156H232ZM1 158V157H0ZM45 158V157H43ZM95 158V157H94ZM93 157L91 158L90 155L84 153V152H79L78 155L75 157L73 164L71 165V172L72 175L71 177H65V180L61 183L60 189L57 191L56 196L54 198V200L52 201V206L49 208V210L45 213L44 215V219L43 222L41 224V227L39 230L35 229L34 223L32 225V228L34 229V232L32 231V243L29 244V246L27 244H24L25 242L21 243V236H20V228L18 227V222L16 223L15 221H13V219H8V220H3L4 218L0 219V264H28V263H34V264H40L41 262H44L46 260H44L45 258L48 259V257H50L49 261H46L44 264H51V260L56 258L58 255L62 256H69V258H71V262H69V260L64 259L65 264H86L85 263V259L86 258H82L80 256L81 251H80V246L82 244V241L84 239V236L87 235V237L89 238H95L96 236V231L98 230H102L99 228H96V223L94 222V218L95 215H100L101 212V207H100V203L99 201H97L96 198H94L95 196H93V193H96V190L93 192L91 185L89 186L90 183L87 182V176H90L92 171L94 169V166H91L90 163L94 162V160L97 161V163H99L98 167H101V169L104 170V168L106 167V165H109L107 163H109L108 161H106L107 159H105V157L102 155H98V160L94 159ZM36 159V158H34ZM38 159V157H37ZM94 159V160H93ZM113 159V158H112ZM1 160V161H2ZM40 160V159H39ZM259 160V159H258ZM43 161V159H42ZM95 161V162H96ZM145 161V160H144ZM148 161V160H147ZM256 161V160H255ZM44 162V161H43ZM46 162V161H45ZM111 162V160H110ZM117 162V161H116ZM140 162V161H139ZM146 162V161H145ZM260 162V161H259ZM264 162V161H263ZM39 163V162H38ZM41 163V160H40ZM113 163V162H112ZM255 163V162H254ZM36 164V163H35ZM43 164V163H41ZM94 164V163H93ZM120 164V163H119ZM252 164V163H251ZM264 164V163H263ZM3 165V164H2ZM96 165V164H95ZM253 165V164H252ZM5 166V165H3ZM91 166V167H90ZM118 166V165H117ZM261 166V165H259ZM116 168V166L113 165V168ZM120 167V166H119ZM122 167V166H121ZM7 168V167H6ZM11 168V167H10ZM93 168V169H90ZM107 168V167H106ZM111 169V167H109ZM108 168V169H109ZM156 168L157 165L156 163L153 162H147L145 165H143L142 169L138 171V174L135 173L138 178L140 179H144L142 182L146 185L149 184V180L148 178L153 175H155L156 172ZM252 168V167H251ZM4 169V168H3ZM260 169V168H259ZM0 170H2L0 168ZM89 170H91L90 175ZM98 170V169H97ZM106 170V169H105ZM115 170V169H113ZM118 170V167H117ZM116 170V171H117ZM121 170V169H120ZM6 171L5 170L4 173L6 175ZM12 171V170H11ZM10 171V172H11ZM100 171V169H99ZM98 171V172H99ZM108 171V170H107ZM115 171V172H116ZM9 172V173H10ZM97 172V173H98ZM112 172V171H111ZM109 172V173H111ZM123 172V171H121ZM3 173V171H2ZM1 173V174H2ZM105 173V172H104ZM140 173V174H139ZM246 173V172H245ZM12 174V173H10ZM100 174V173H99ZM97 174V177L98 175ZM102 174V173H101ZM100 174V175H101ZM117 174H119V171H117ZM14 175V176H15ZM94 175H96V173H94ZM115 176V174H113ZM244 175V174H243ZM10 176V175H9ZM93 176V175H92ZM108 176V175H107ZM124 176V175H123ZM122 176V177H123ZM135 176V175H134ZM5 177V176H4ZM8 176H6L5 178H7ZM12 177V176H11ZM91 177V176H90ZM94 177V176H93ZM113 177V176H112ZM10 178V177H9ZM4 179V178H3ZM8 179V178H7ZM93 180V178H91ZM127 179V178H126ZM137 179V178H136ZM134 179V180H136ZM96 180V179H95ZM132 180V181H134ZM8 181H10L9 183H11V178L10 180L8 179ZM12 181L13 178H12ZM100 181V180H99ZM131 181V182H132ZM172 181V180H171ZM175 181V180H174ZM6 182V180H5ZM137 182V181H136ZM165 182H167V179L165 178V176H163V173L161 176H157L156 180H152V185H156L157 188H163V186H165ZM4 183V181H3ZM45 183H50L48 181H46ZM123 183V182H122ZM139 184L140 186L144 185V184ZM150 183V184H151ZM154 183V184H153ZM93 184V183H92ZM99 184V183H98ZM104 184V183H103ZM126 184V183H125ZM136 185V183H133ZM167 184V183H166ZM170 184V183H169ZM171 184H174L171 183ZM170 184V185H171ZM8 185V183H7ZM19 185V184H18ZM17 185V186H18ZM129 185V184H128ZM132 185V183H131ZM177 185V184H176ZM96 186V184L94 185ZM98 186V185H97ZM130 186V185H129ZM141 186V187H142ZM148 186V185H147ZM20 192L22 193L21 196L22 198H19L21 201V203H23L24 201L26 202V196L23 192V189L20 187V185L18 186ZM99 187V186H98ZM146 187V186H145ZM168 187V185H167ZM18 189V188H17ZM16 189V190H17ZM98 189V188H97ZM110 189V188H109ZM15 190V189H14ZM112 190V189H111ZM18 191V190H17ZM19 193V192H18ZM98 193V192H97ZM118 193V192H117ZM16 194V192H15ZM14 193L12 195H15ZM99 194V193H98ZM96 195V194H95ZM116 195V194H115ZM112 198V196H111ZM110 198V199H111ZM116 198V197H115ZM247 198V197H246ZM264 198V197H263ZM15 199V198H14ZM112 200H114V198H112ZM246 200V199H245ZM19 201H14V205L17 206L18 203H20ZM256 201V200H255ZM25 204V208H26V215L25 217H27L28 221L33 222L35 219V211L34 209H27L26 207V203ZM117 202V201H116ZM258 202V201H257ZM255 202V204L257 203ZM260 204V203H259ZM22 205V204H21ZM105 205V204H104ZM24 206V205H22ZM108 206V205H107ZM260 207V206H259ZM105 208V207H102ZM107 208V207H106ZM109 209V208H108ZM262 209H264V207H262ZM106 210V209H105ZM250 213L249 217H251L249 220V222H251L252 224H254L256 226V230H257V235H258V239L264 237V210L261 211H254ZM105 212V211H104ZM111 213V212H110ZM113 213V212H112ZM119 213V212H118ZM18 214V213H17ZM102 214V213H101ZM104 214V213H103ZM102 214V216L104 217V215ZM105 215H109L106 214ZM106 216V217H107ZM110 216V215H109ZM112 216V215H111ZM100 217V216H99ZM102 217V218H103ZM115 217V216H114ZM113 217V218H114ZM24 218V217H23ZM248 218V215H247ZM100 219V218H99ZM110 219V218H109ZM102 220V219H100ZM140 220V219H138ZM146 220V219H145ZM225 220V219H224ZM223 220V221H224ZM95 221H97V219H95ZM107 221V220H106ZM109 221V225H111L110 221L112 222V224L115 221H112V218ZM120 221V220H119ZM248 221V220H247ZM142 222V221H141ZM145 222V221H144ZM102 223V222H101ZM122 223V221H121ZM100 224V223H98ZM106 224V223H105ZM104 223H102V227L103 230H105L104 228H106L107 230H110L111 228L113 230L115 227H110L108 226H104ZM120 225V223H118ZM117 224V225H118ZM124 224V223H122ZM243 224V223H242ZM245 224V223H244ZM16 225V227H14ZM23 226V225H22ZM100 226V228H101ZM121 226V225H120ZM119 226V227H120ZM123 226V225H122ZM249 226H251L249 224ZM24 227V226H23ZM98 227V226H97ZM118 227V228H119ZM126 227V226H124ZM123 227V228H124ZM253 227V226H252ZM137 228V227H136ZM111 229V230H112ZM126 229V228H124ZM22 230V229H21ZM30 228H29V233H30ZM106 230V231H107ZM123 230V229H122ZM24 231V229H23ZM25 232V231H24ZM103 233H106L104 231H100ZM115 232V233H114ZM114 235L116 234L117 230L114 231ZM124 232V231H123ZM121 232V233H123ZM250 232V230H249ZM102 233V234H103ZM112 233V231H111ZM120 233V231H119ZM256 233V232H255ZM31 234V233H30ZM110 234V231H109ZM127 233H125L126 235ZM143 235H140L142 237H139L138 242L139 245H142L143 247L146 246V244L149 245H153V243L155 242H151L149 240L146 239V231H144L142 233ZM253 234V233H252ZM100 235V234H99ZM113 235V234H112ZM139 235V233H138ZM30 236V235H29ZM28 236V238H29ZM105 236V235H104ZM117 236V235H116ZM121 236V235H119ZM127 236V235H126ZM247 236H250V234H248ZM100 237V236H99ZM98 237V238H99ZM109 236H106L105 238H107ZM129 237V236H128ZM251 237V236H250ZM27 238H25L26 240ZM108 239V238H107ZM126 239V238H124ZM249 239V238H248ZM255 239V236L254 238ZM24 240V237H23ZM22 240V241H23ZM120 240V239H119ZM123 240V239H121ZM252 240V238H251ZM257 240V239H256ZM92 241V240H90ZM108 242L110 240H107ZM161 241V240H160ZM255 241V240H254ZM253 241V242H254ZM29 242V241H27ZM31 242V241H30ZM88 242V241H87ZM251 242V241H249ZM95 243V242H94ZM100 243V242H99ZM104 243V241H103ZM107 243V242H105ZM158 242H156L157 244ZM26 246H24V245ZM92 244V243H91ZM102 244V243H101ZM83 245V244H82ZM98 245V244H97ZM96 245V246H97ZM158 245V244H157ZM24 246V247H23ZM99 246V245H98ZM141 246V248H142ZM82 247V246H81ZM100 247V246H99ZM153 247V246H152ZM160 246H157V248H159ZM163 247V246H161ZM88 248V247H87ZM140 248V249H141ZM149 248V247H147ZM145 249V248H144ZM163 249V248H162ZM161 249V250H162ZM90 250V248L88 249ZM93 250V249H92ZM91 250V252H92ZM132 250V249H130ZM137 250V249H136ZM135 248L132 250L134 256H136L137 254H139L136 251ZM160 250V249H159ZM95 251V250H94ZM143 251V250H142ZM144 252V251H143ZM158 252V251H157ZM37 253V254H36ZM88 253V252H87ZM96 253V252H95ZM130 253V252H129ZM146 253V252H145ZM41 254L44 259H42V257H40L41 260L44 261H39L37 263V259L36 257L34 258L35 255ZM83 255V254H81ZM86 255V254H85ZM93 255V254H92ZM157 255V254H156ZM40 256V255H39ZM129 256V255H128ZM138 256V255H137ZM141 256V255H140ZM144 256V255H143ZM87 257V256H84ZM90 257V256H89ZM157 257V256H156ZM60 258V257H59ZM58 258V260H59ZM63 258V257H62ZM61 258V259H62ZM128 258H132L133 259V255L129 256ZM36 259V260H35ZM88 259V258H87ZM63 260V259H62ZM61 260V261H62ZM54 261H52V264H56ZM59 262V261H58ZM60 264V263H59ZM90 264V263H89ZM93 264V263H92Z\"/></svg>","mask_w":264,"mask_h":264}]
</instances>
